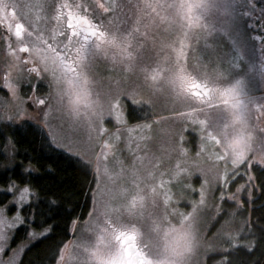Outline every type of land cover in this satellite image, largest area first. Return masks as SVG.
Here are the masks:
<instances>
[{
	"label": "snow or ice",
	"instance_id": "snow-or-ice-1",
	"mask_svg": "<svg viewBox=\"0 0 264 264\" xmlns=\"http://www.w3.org/2000/svg\"><path fill=\"white\" fill-rule=\"evenodd\" d=\"M5 7L13 10L11 18L3 15ZM194 7L197 5L183 0H144L136 4L0 0V26L6 25L4 33H0V89L10 94L5 105H13L11 114L0 113V158L9 161L3 171L12 172V176L5 177L6 189L0 192L20 194L18 200L0 201V254L9 250L12 253L0 264H23L20 257L24 251L46 241H51L46 246L47 264H162L152 233L169 225L170 231H176V225L184 229L185 238L194 231L196 247L189 255L184 248L172 247L165 264H194V258L195 264H261V260L237 257L241 251L251 256L257 250L264 257V181L255 183L258 174L264 176V103H246L234 88L210 89L207 84L190 81L178 60L164 73L159 88L172 103L171 111L194 126L192 135L200 141L197 157L206 154L215 165H224L214 177L219 195H214L211 205L205 199V185L209 184L205 178L199 189L200 199L193 203L191 211L184 212L175 205L185 198V190L191 189V184H183L173 194L163 179L157 182V177L168 176L180 184L183 177L192 175L179 160L175 166L169 165L171 152L186 155L183 136L174 141L170 152L155 151L151 133L156 100L152 95L144 98L142 88L119 87L99 93L90 79L92 62L100 54L107 57L109 51L110 59L122 64L124 71L134 68L132 51L143 48L146 37L138 27L129 26L124 9L132 12L139 24L141 16L153 14L164 20L161 13L174 15L178 20L185 9L191 13ZM33 9L50 13V27L38 26L41 17L33 16ZM45 84L47 93H43ZM22 88L27 89L24 96L40 113L35 122L25 118ZM217 97L222 102L219 106L212 104ZM214 107L222 108L227 118L222 127L213 130L208 127L205 114ZM106 117L109 123L115 120L114 127L123 125L129 134L106 128ZM133 131L143 134L133 138ZM36 141L40 142L41 152L57 153L58 158L72 161L85 178L91 179L81 181L78 189L73 185V191L62 190L63 181L53 183L54 169L36 163L38 157L25 151L23 159L17 161L21 155L18 146ZM41 168L43 172L38 170ZM198 171L205 175L202 169ZM238 180L245 183L237 184ZM129 187L143 189L150 197L151 211L147 215L153 227L143 247L136 242L135 224L145 218V212L136 209L137 199L144 197L133 196L129 203ZM257 187L260 194L253 199ZM158 188L167 189L162 200ZM242 191L247 193L243 202ZM74 196L91 205L85 229L90 235L85 238L81 233L65 243V239L56 238L59 224L50 222L54 216H61L64 227L59 228L60 237H67L70 229L76 236L75 229L80 227L78 203L64 208ZM245 204L256 205L248 209L249 214L254 209L259 213L256 219L244 214ZM210 224H219L211 238L204 234ZM129 225L132 234L121 230Z\"/></svg>",
	"mask_w": 264,
	"mask_h": 264
},
{
	"label": "rangeland",
	"instance_id": "rangeland-1",
	"mask_svg": "<svg viewBox=\"0 0 264 264\" xmlns=\"http://www.w3.org/2000/svg\"><path fill=\"white\" fill-rule=\"evenodd\" d=\"M26 2L43 3V0H26ZM48 2L51 3L52 0H48ZM58 2H65V0H58ZM67 2L71 3L73 0H67ZM103 2L106 4H128L129 2L136 4L143 3L144 0H103ZM149 2H153V0H149ZM176 2H180V0H176ZM183 2L197 5V7H194L191 13L185 9L178 20L174 15L161 13L160 15L165 16L164 20L153 14L151 17L141 16L139 24H136V16L128 9H124L128 13L129 26L138 27L140 33L146 37L143 42L144 47H137L132 51L134 68L124 71L122 64L114 63L110 59L112 51H109L107 57L100 54L92 62L90 79L94 82L95 91L99 93L107 91L109 87L112 90L119 87L121 89L142 88L144 98L152 95L156 100L153 109L155 124L151 133L155 151L161 154L170 152L174 141H178L183 136L186 141L183 144L187 150L186 155L179 156L178 153L171 152L169 165L175 166L179 160L183 167L192 171V175L183 177L182 174L183 178L180 184L176 180L170 181L168 176L157 177V182L163 179L173 194L178 193L183 184H191L192 188L185 190V198L175 205L180 211L187 212L191 211L193 203L200 199L199 189L205 178L209 181V184L205 185L206 203L210 206L214 195H219L215 190L214 177L217 172L223 169L224 165H215L207 159L206 154L197 157L200 141L192 135L194 126L190 120L185 121L171 111L173 105L167 94L159 88V81L178 60L180 66L186 68L185 74L190 81L196 80L202 85L207 84L210 89L234 88L246 103H264V0H183ZM32 12L33 16L41 17L37 21L38 26L50 27L47 20V15L50 13L46 14L38 9H33ZM13 14L10 7L4 8L5 18H11ZM4 27L6 25L0 26V33H4ZM181 42H183V47H181ZM185 56H187V62ZM153 77L155 80L152 79ZM146 80L148 84L145 83ZM26 91L25 88L21 89V97L25 101L22 105L26 109L25 118L30 117L35 122L40 113L33 107V102L24 96ZM47 92H49V88L45 84L43 93ZM40 94L37 93V95ZM9 98L10 94L0 89V113L11 114L13 105H5V101ZM205 98L207 99V97ZM18 103L20 101H13V104ZM221 103L219 97L212 101V104L217 106ZM229 103L231 104V100ZM181 111L187 110L181 109ZM205 116L208 127L213 130L222 127L227 118V114L220 107L210 108ZM115 123V120L109 123L107 117L105 118L106 128L114 133L119 130V134L125 136L129 134L123 125L114 127ZM186 127L189 129L188 132L184 131ZM130 134L136 138L143 133L133 131ZM198 169H202L205 175H201ZM245 180H238L237 184H244ZM0 189H6V187ZM166 190V188H158L161 200ZM230 191H235V185ZM0 194L8 195L7 201L18 200L20 195L18 192L13 195L12 192L7 191L0 192ZM133 196L144 197L143 200L137 199L136 209L137 211L143 210L145 218L135 224L136 242L143 247V243L148 242L149 233L153 227L152 219L147 215L151 211L150 197L143 189L136 191L129 187L127 193L129 203ZM242 197L247 198V193L242 191L240 198ZM173 199L175 200V196ZM8 215L11 217L13 213L10 212ZM89 220L90 217L87 216L84 221L78 222L80 227L75 229L76 236L73 235V229H71L72 238L70 241L75 240L81 233L85 238L90 235L88 231H85ZM217 228L219 225L214 227L210 224L204 234L211 238ZM121 230L132 234L131 225ZM11 254L10 250L5 254H0V260H7Z\"/></svg>",
	"mask_w": 264,
	"mask_h": 264
},
{
	"label": "trees",
	"instance_id": "trees-1",
	"mask_svg": "<svg viewBox=\"0 0 264 264\" xmlns=\"http://www.w3.org/2000/svg\"><path fill=\"white\" fill-rule=\"evenodd\" d=\"M9 131V130H6ZM21 152L20 156L16 157V160L19 161L23 159V153L26 151L27 154L33 158H37L38 160L36 163H39L41 165H46L48 167H51L55 171V177L52 178V182H59L63 181V184L61 185V188H68L69 191L75 190L73 188V185H75V188L78 189L81 185V181H84L85 179H91V177L85 178L80 170L73 166V162L69 160H65L62 158H58L57 153H52L49 154L47 151L41 152L40 151V142L36 141L32 144L28 143H22L21 145L18 146ZM36 149V151H33V149ZM7 160H4L3 158H0V188H5L7 187L6 179L5 177L12 176V172H4L3 168L4 165L7 164ZM35 167V164H34ZM39 171L43 172V169H38ZM252 174H255L253 171ZM15 179V177H13ZM260 181H264V176H261L258 174V181L255 183L258 185ZM94 188V184H93ZM85 190H87L85 188ZM260 194V189L259 187L256 188L255 194L253 196V199H255L256 196H259ZM8 195H3L0 194V201L7 202L8 200ZM241 202H243L247 198H240ZM262 200H264V196L261 197ZM72 203H65L64 208H71L74 205L78 203L77 207V222H82L87 218V212L91 211V205L86 204L84 199L80 198L78 199L77 197H72L71 198ZM260 203V201H257V205ZM234 207V206H233ZM256 205H251V204H245L243 208V212L245 215H250L251 219H256L259 213L253 210L251 214H249L248 209L254 208ZM61 213L63 214V211L61 210ZM53 224H59V228L64 227V223L61 220V216H54L53 220L50 222ZM219 224H216L214 227L218 226ZM59 228L56 229V238L59 239H65V243H68L71 238V229L69 230L67 237H60V231ZM17 242H14L11 245V248H14L17 246ZM51 243V241H46L44 244H37L35 247H32L30 250H25L24 254L21 256V260L23 261V264H47V256H48V249H47V244ZM218 258V257H217ZM238 260H261V264H264V257H261L260 251L257 250L256 252L252 253L251 256L246 255L243 251H241L237 257Z\"/></svg>",
	"mask_w": 264,
	"mask_h": 264
},
{
	"label": "clouds",
	"instance_id": "clouds-1",
	"mask_svg": "<svg viewBox=\"0 0 264 264\" xmlns=\"http://www.w3.org/2000/svg\"><path fill=\"white\" fill-rule=\"evenodd\" d=\"M172 228L169 225L165 229L159 231H153L152 237L159 246V259L162 264H165L166 258H170V251L172 247L184 248L185 254L189 255L195 251L196 237L195 232H191L190 235L185 238L182 233L184 229H181L179 225H176V231H170ZM178 264H184V261H178Z\"/></svg>",
	"mask_w": 264,
	"mask_h": 264
},
{
	"label": "flooded vegetation",
	"instance_id": "flooded-vegetation-1",
	"mask_svg": "<svg viewBox=\"0 0 264 264\" xmlns=\"http://www.w3.org/2000/svg\"><path fill=\"white\" fill-rule=\"evenodd\" d=\"M65 23H66V21H65Z\"/></svg>",
	"mask_w": 264,
	"mask_h": 264
}]
</instances>
